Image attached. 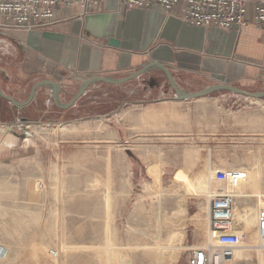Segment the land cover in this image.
<instances>
[{"label": "crops", "instance_id": "0c3cea01", "mask_svg": "<svg viewBox=\"0 0 264 264\" xmlns=\"http://www.w3.org/2000/svg\"><path fill=\"white\" fill-rule=\"evenodd\" d=\"M184 7L181 3L172 12H166L158 5L128 8L120 0H100L86 14H82L79 5L60 7L56 22L27 32L0 26V90L19 103H26L34 86L50 79L59 84V103L67 104L90 77L124 78L156 60L168 67L178 87L187 92L216 84L214 74H224L226 82L245 90L264 91V31L253 25L229 30L191 25L182 18ZM111 37L119 40V47L109 45ZM99 95L116 96L119 105L129 100L149 102L152 106L142 112L125 109L120 113V118H132L140 130L165 135L169 132L170 139L174 133L176 142L186 132L192 136L200 132V146L188 149L187 157L175 162L186 164L178 168L185 175L181 180L191 181L192 174L206 165L218 170L230 163L264 164V134L253 140L246 136L249 127L252 132L264 133V110L255 107L249 115L240 110L238 119L230 120L224 108L216 116L207 113L194 117L188 129L180 111L191 106L192 99H179L167 73L158 66L125 83L94 82L68 108L56 104L51 84L39 86L32 101L23 106L0 94V157L8 155L20 139L31 137L30 127L16 125L18 122L37 123L48 118L85 115L90 111L92 99ZM219 96L222 98L218 100L227 101V95ZM212 98H202L199 105ZM258 99L264 105V98ZM166 105L169 111L164 108ZM14 124L16 128H3ZM212 126L217 129L214 131ZM8 135H13L12 145L5 142ZM230 155L238 160L229 161ZM145 158L147 168L164 172L167 162L158 154L148 151ZM5 202L4 211L9 212L8 200Z\"/></svg>", "mask_w": 264, "mask_h": 264}, {"label": "rangeland", "instance_id": "374dc122", "mask_svg": "<svg viewBox=\"0 0 264 264\" xmlns=\"http://www.w3.org/2000/svg\"><path fill=\"white\" fill-rule=\"evenodd\" d=\"M221 94L228 96L227 101L218 100ZM211 97V101L199 105V100ZM115 98L99 95L92 99L90 111L85 115L16 124L30 127L31 137L20 139L8 155L0 157V264H101L100 261L116 264L119 256L126 260L125 264H152L142 248L130 243L133 235L155 233L154 224H149L145 214L152 200L148 185L160 193L187 191L186 186L189 187L184 202L188 216L183 225L186 237L176 264H187L191 248L209 242L210 226L202 203L207 200L205 194L211 192L209 176L216 177L217 170L208 171L206 165L192 174L191 181L181 180L185 175L178 168L186 164L175 163L178 158L187 157L188 149L200 146V132L197 136L186 132L181 141L176 142L174 133L170 139L169 132L165 135L150 129L140 130L132 118H120V113L125 109L139 113L152 105L133 100L119 105ZM191 102V106L180 111L188 129L194 117L200 114L216 116L226 108L229 119L236 120L240 110L248 115L255 107L264 110L258 98L235 95L228 90ZM164 108L170 110L167 105ZM61 124L76 128L60 132L55 128ZM16 125L3 128L13 129ZM212 127L214 131L217 129ZM197 129L199 131L200 127ZM249 129L246 136L251 140L264 134ZM148 151L167 162L163 173L147 168L145 153ZM236 160L230 155L229 161ZM256 164L230 163L224 167L240 169ZM56 173L61 177L58 183ZM262 183L264 191V179ZM225 185L231 194L241 191L246 196L247 207L255 204L257 193L252 186L239 188L230 181ZM193 188L198 191L194 192ZM56 189L60 190L59 197L55 196ZM109 197L115 202L114 208L106 201ZM5 199L9 212L4 211ZM176 199L165 196L161 207L164 221L173 213ZM254 232L255 229L247 233L248 238L242 245L252 242L250 237ZM248 252H252L259 263L257 252Z\"/></svg>", "mask_w": 264, "mask_h": 264}, {"label": "built area", "instance_id": "2783aa9c", "mask_svg": "<svg viewBox=\"0 0 264 264\" xmlns=\"http://www.w3.org/2000/svg\"><path fill=\"white\" fill-rule=\"evenodd\" d=\"M100 0H0V26L6 30L30 31L56 22L60 7L79 5L82 14ZM128 8L160 6L166 12L184 3L182 18L195 26L219 27L229 30L244 29L250 25L264 31V0H120ZM244 177L239 169L221 168L216 171L218 182L230 181L237 185ZM40 187L43 184L40 183ZM236 197L231 193H220L209 202L210 229L217 236L216 244L193 247L187 264H258L247 258H238L236 251L248 238L235 222ZM258 229L264 238V212L259 214ZM56 253V252H55Z\"/></svg>", "mask_w": 264, "mask_h": 264}, {"label": "bare ground", "instance_id": "6f19581e", "mask_svg": "<svg viewBox=\"0 0 264 264\" xmlns=\"http://www.w3.org/2000/svg\"><path fill=\"white\" fill-rule=\"evenodd\" d=\"M75 125H68V124H61L60 127L55 128L60 132H67L75 129ZM54 129V130H55ZM13 135H8L6 139V143L10 144L13 142ZM252 168H254L252 171ZM210 167H208V171H210ZM244 173V177L241 182L235 186L239 188H250L252 186L255 189L256 194V202L255 204L251 205L250 207H246V196L241 192L232 193L236 197L235 205H234V212H235V222L237 228L241 232L249 233L255 229V232L250 237L252 242L250 244L242 245L237 251L236 256L238 258H251V252L249 251H256L258 257L260 258L261 264H264V238L261 237L260 231L258 229V221H259V214L264 212V191L262 190L263 183L262 180L264 179V166L260 164H256L253 167H241L239 169ZM61 177L60 174H55V182H60ZM228 181V180H227ZM218 182L216 177L209 176L208 182L211 188V192L205 194L207 200L203 202L204 212L207 215L208 223L210 226V219H209V202L210 199L220 193L228 192V187L225 185L227 182ZM63 184V183H62ZM149 190L152 194L151 203H149V207L145 210L146 217L148 219L149 224L153 223L155 228V233L152 235H147L146 233H140L131 236L130 243L131 245L138 246L142 248V253L145 257H148V260L152 264H176L180 255L182 254L183 247H184V240L186 237V231L184 222L187 219V213L184 206L185 198L188 195V192L185 189H181L180 191L174 193H165L154 191L153 187L148 185ZM64 189V184L61 190ZM59 191H55V196L59 197ZM230 193V192H228ZM203 195L202 193H198ZM165 196H170L173 198H177L176 202L177 205L170 214V217L167 218L166 221L163 220V215L161 213L162 202ZM109 202V206L114 208V200L113 198L109 197L107 200ZM154 204H157L155 207ZM241 205V209L238 210L239 206ZM111 214V213H110ZM56 217V213L54 212ZM173 221V224L171 223ZM151 226V225H150ZM153 226V225H152ZM215 236V239H214ZM216 244L217 243V236L213 233L210 229L209 231V242L207 244ZM245 251L246 254L245 255ZM253 257V256H252ZM126 260L122 259L120 256L117 257L116 264H125ZM101 264H105L104 261H100ZM259 264V263H258Z\"/></svg>", "mask_w": 264, "mask_h": 264}, {"label": "water", "instance_id": "95a60500", "mask_svg": "<svg viewBox=\"0 0 264 264\" xmlns=\"http://www.w3.org/2000/svg\"><path fill=\"white\" fill-rule=\"evenodd\" d=\"M109 45L119 47L120 46V42H119L118 39H115V38L111 37L110 41H109ZM152 66H158V67H161L162 69L165 70V72L167 73L168 78H169L173 88L175 89V91L177 93V97L179 99H181V100H183V99H196V98H199V97H202V96H206V95H209L211 93H214L216 91H221V90H228V91H231V92H233L235 94L245 95V96H248V97L264 98V91H248V90H245V89H243L241 87H238L236 85L228 83V82H226V76L224 74H214L213 75L218 80V82L216 84H212V85L207 86V87H205V88H203V89H201L199 91H196V92L184 91V90H182V89H180L178 87V85H177V83H176V81L174 79V76L170 73L168 67L163 62L156 61V60H151V61L147 62L146 64H144V66L141 69L133 72L132 74H130V75L124 77V78L117 79V78L107 77V76H93V77H90L81 86L79 92L74 96L73 100H71L67 104L59 103V101H58V93L60 91L59 84H58V82H55V81L50 80V79H46V80H43V81L37 83L34 86L33 90H32L31 98L26 103H19L13 97L3 94L1 92V90H0V94L2 96H4V97L8 98L9 100H11L14 104L23 106V105H27L28 103H30L32 101V99L35 96L36 89L39 86H42V85H45V84H51V85L54 86V96H55L56 104L58 106L62 107V108H68V107L72 106L84 94V92L87 90V88L92 83L98 82V81H104V82L111 83V84L125 83V82H128V81L132 80L136 76L141 75L142 73H144L147 69H149Z\"/></svg>", "mask_w": 264, "mask_h": 264}]
</instances>
